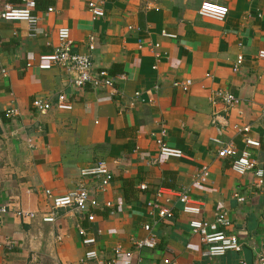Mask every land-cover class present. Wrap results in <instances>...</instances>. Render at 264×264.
<instances>
[{"label": "crops", "instance_id": "crops-1", "mask_svg": "<svg viewBox=\"0 0 264 264\" xmlns=\"http://www.w3.org/2000/svg\"><path fill=\"white\" fill-rule=\"evenodd\" d=\"M89 1L39 0L35 36L27 22L0 16V204L10 208L0 227V264H103L111 257L118 264H254L264 240V184L255 183L253 170L237 174L231 158L217 151L233 141L264 169V59L258 58L264 0H215L229 8L224 20L201 15L204 0H105L102 18H93ZM21 2L0 0V13L6 4ZM60 26L70 28L74 52L92 54V71L106 70L113 86L77 88L59 65L38 67L40 57L57 47ZM91 35L93 51L87 46ZM187 79V89L174 85ZM219 90L238 101L227 104L215 96ZM61 93L69 94L72 110L56 107ZM35 98L54 105L41 113ZM10 108L19 114L8 116ZM162 127L183 157L160 156L155 135ZM247 137L260 146H247ZM100 160L113 173L103 191L96 190L97 178L81 175ZM203 166L211 172L209 181L193 186ZM80 183L100 201L92 209L94 222L75 208L53 211L46 193L66 194ZM184 186H192L203 204L199 217L227 213L230 225L220 228L238 236L241 252L204 255L189 224L192 215L174 195L162 201L172 217H156L146 206L159 187ZM20 208L35 216H19ZM52 211L55 220L45 221ZM80 226L97 237L98 258L85 259L89 246ZM152 234L153 247L138 245Z\"/></svg>", "mask_w": 264, "mask_h": 264}, {"label": "built area", "instance_id": "built-area-1", "mask_svg": "<svg viewBox=\"0 0 264 264\" xmlns=\"http://www.w3.org/2000/svg\"><path fill=\"white\" fill-rule=\"evenodd\" d=\"M105 0H90L88 2V8L92 13L93 18H102L105 15L104 8ZM54 8L50 7L49 11ZM36 2L35 0H22L20 5L6 4L0 16L2 19L8 21L21 20L27 22L30 30V35L35 36L39 32V15L35 13ZM199 13L203 16L214 18L216 20H224L229 13V8L215 0H204L199 8ZM164 35L175 37V34L163 32ZM59 43L51 54H44L40 57L38 67L40 69H50L54 65L62 67L67 74L70 76V81L77 88H84L87 85L93 87L101 86H113L114 78H112L106 70H100L93 72V60L92 54H84L74 52V41L71 37V30L68 26H60L58 28ZM88 49L93 51L95 48V37L91 35L87 42ZM258 58L264 59V49L259 50ZM242 62V57L238 59L235 65V69L238 70ZM191 84V80L176 81L174 85H182L184 89ZM117 90V89H116ZM264 94V89L262 90ZM221 100L231 105L238 101L237 97L228 92L219 90L216 95ZM215 102V99L212 98ZM54 103L46 101L40 98L33 100V106L41 113L48 112ZM56 107L61 110H72L73 101L69 94L61 93L55 103ZM8 116H16L19 114V110L16 108H10L6 111ZM249 126L243 128L244 132L249 131ZM156 143L159 146L160 156L162 158L168 157H183L184 151L167 140V128L162 127L161 130L155 135ZM218 142L220 140L216 139ZM247 146H260V142L253 138H246ZM218 157L231 158V168L239 175H244L247 172L253 170L255 175V183L258 186L264 184V169L257 168V161L252 156V153L246 149L239 151L233 141L225 142L217 151ZM209 168L203 166L200 168L192 181L193 186H202L209 181L210 177ZM82 177L86 178H97L99 183L97 184L96 190L103 191L111 184L113 180V173L110 170L105 160H100L95 164L83 167L81 169ZM141 189L148 188L146 184L140 185ZM47 195L52 200V209H65L75 208L79 213L85 216L90 222H94L96 214L92 209L97 208L100 205V201L97 197L92 194L88 187L84 183H80L75 189L62 195H54L51 190H46ZM168 195H174L176 199L182 203V211L184 213L192 215L189 220V224L192 228L193 233L200 236V240L203 244V254L208 257H216L224 255L227 251L241 252L243 244L239 240L236 234L227 233L222 230L221 226L230 225V220L227 213L223 209L217 210L212 220L203 219L200 216L203 209V204L197 198L193 196L192 186H184L177 190H168L163 187H159L154 194L152 199H149L146 206L150 209L151 213L159 218H167L174 216L172 209L162 202L170 201ZM234 196L240 201H244L245 197L235 193ZM51 212L49 216L44 217L45 221L55 220V213ZM10 212V208L6 204H0V227L4 224L7 214ZM16 213L23 217H34L35 213L25 209H18ZM145 228L151 230L152 226L146 224ZM79 234L82 236V242L84 245L89 246L85 252V259H96L100 255V251L97 247V237L90 231L89 228L80 226L78 228ZM140 246L155 245V239L153 234L138 242ZM120 249L116 248L115 254L119 253ZM168 263L169 260H166ZM103 264H118L116 257H111ZM242 264H248L247 261H243ZM254 264H264V240L262 245L256 248V257Z\"/></svg>", "mask_w": 264, "mask_h": 264}, {"label": "trees", "instance_id": "trees-1", "mask_svg": "<svg viewBox=\"0 0 264 264\" xmlns=\"http://www.w3.org/2000/svg\"><path fill=\"white\" fill-rule=\"evenodd\" d=\"M21 1H22V0H20V2H21ZM38 1H39V0H35V2H36V9H37V5H38ZM21 3H22V2H21ZM21 3H20V4H21ZM20 4H19V5H20ZM14 5H15V4H14Z\"/></svg>", "mask_w": 264, "mask_h": 264}]
</instances>
